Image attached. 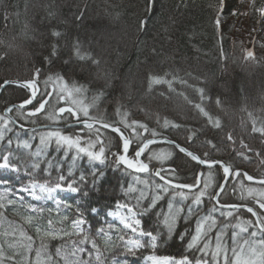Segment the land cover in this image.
<instances>
[{
  "label": "trees",
  "instance_id": "trees-1",
  "mask_svg": "<svg viewBox=\"0 0 264 264\" xmlns=\"http://www.w3.org/2000/svg\"><path fill=\"white\" fill-rule=\"evenodd\" d=\"M261 6H264V0H155L152 10L148 11V0H0V86L7 80L22 82L33 79L36 69H39L37 84L40 93H43L44 81L50 75L54 78L63 76L70 86L75 82L85 87L87 91L82 98L86 103L91 101L92 96L104 93L96 102V107L90 109V115L100 116L109 123L118 122L121 117L116 114V109L120 108L121 112L128 113V124L137 121L147 126L148 131L145 132L143 128L132 125L136 133H139L136 135L132 127L125 128L117 124L132 140V148L136 149L148 138L164 137L201 158H205L204 154L207 153L208 159L222 161L230 165L233 171L243 170L255 178H264V135L252 132L253 120L257 127L264 126V17L255 10ZM81 13L83 16L78 20ZM217 18L219 26L216 24ZM142 20L147 21L143 30L140 27ZM53 31H59L61 36H53ZM107 31L114 34L119 32L121 41L114 47L116 56L110 52L103 59L96 36ZM129 34L130 47L122 49L124 36L128 38ZM77 41L81 53H90L100 61L99 65H94L90 60L81 61L75 56L73 46ZM88 42H93L95 47H90ZM53 45L56 46L55 56L52 55ZM247 51L254 52V59H245ZM45 57L51 62L45 60ZM115 60L120 62L117 66L112 64ZM109 73L112 79L106 78ZM150 75L173 81V90L167 84H152L149 88ZM181 80L187 81V84L180 83ZM199 88L204 89L203 98L197 91ZM47 90H52L51 84ZM40 93L37 101L41 98ZM27 98L26 91L12 86L5 87L0 93V115H3L7 106L21 103ZM37 101L27 110L13 109L10 115L17 123L28 127L49 123L45 119L46 113L27 120L20 115L38 106ZM197 104L208 112L211 120L195 107ZM65 105L64 102L57 104L52 101L46 106V111L53 106L58 108ZM32 119L37 120L36 125L31 124ZM165 119L171 122L167 127L163 123ZM216 119L220 121V127L213 123ZM72 121L73 118L67 113L60 119V123ZM173 124L179 127H173ZM12 127L13 132L6 133L5 141L0 142V151L8 148L7 139H12L11 149L15 155L27 161L28 150L16 146L17 133L20 139H29L25 136L32 134ZM97 129L73 128L62 131L84 137V141L90 137L95 140L96 134L103 136L101 139L108 145V159L103 165L89 161L82 155L74 161V152L65 155L63 150L56 151L54 146L48 149L46 159L58 163L65 175L70 169L77 176L80 173L88 175L89 179L92 172L99 170L104 173L98 178L91 194L88 189L79 194L58 193L56 200L61 201L59 214L54 200L34 202L25 193L17 191L32 178L41 182L47 179L42 171L45 164L32 177L23 169L15 172L10 169L0 170V193L9 189L6 193L9 198L23 196L24 207L20 204L15 209L8 206L5 214L9 220L23 223L21 216L28 214L26 206L33 205L44 210L42 221L49 218L59 220L67 215L69 222L63 226L70 228V220L75 218L79 206L87 221L83 227L90 235H94L101 227L109 231V225H112L110 235L115 240L117 231L127 236L132 233L110 219L108 213L115 209L117 202L134 204V196L141 189L150 197L151 188L139 181L148 180L149 185L160 183L153 172L159 168L157 166L166 170L162 173L166 176H169L167 169H174L178 183H193L198 173L206 174L209 171L173 147L155 144L150 145L149 149L170 150L171 157L163 165H158L149 160L145 153L143 160L148 162L150 172L140 175L128 172L114 163L113 154L121 153L120 140L107 131ZM153 130L158 133L156 137L151 135ZM229 135L232 140L228 139ZM31 142L34 150L38 137ZM99 146L97 144V150ZM12 162L20 161L14 159ZM212 172L214 183L210 192L214 194L224 176L219 167H214ZM56 175L53 168L52 178ZM241 180V176H233L228 181L226 191L220 197L221 203L255 207L253 199L245 193L244 199L241 198ZM244 185L259 188L245 182ZM130 188L137 191L130 192ZM170 196L171 191L157 202L151 212L138 217L145 230L163 233L155 249L146 247L138 250L134 256L125 255L120 249L105 250L104 242L97 237L104 255L114 257L119 264H146L145 257L152 254L177 259L183 255L191 257L194 253L189 252L186 245L194 233L196 217L183 215L172 234L164 232L162 218L158 214L167 211ZM178 201L181 200L176 198L175 203ZM182 203L186 210L191 199ZM212 203L205 199L199 208V215L207 214ZM90 208L97 209V212H88ZM237 215L254 221L249 213L239 211ZM217 220V227L209 233L213 243L223 223H235L232 218L225 221L217 216ZM25 228L35 236L33 228L28 225ZM232 231L230 227L224 237L229 246ZM184 233L189 235L182 241L179 237ZM3 239L0 237V242ZM62 243V240L50 241V250L54 252ZM86 247L90 248V245ZM5 251L7 255L13 254L6 245ZM20 258L16 256L17 261ZM9 262L5 264H12Z\"/></svg>",
  "mask_w": 264,
  "mask_h": 264
},
{
  "label": "snow or ice",
  "instance_id": "snow-or-ice-1",
  "mask_svg": "<svg viewBox=\"0 0 264 264\" xmlns=\"http://www.w3.org/2000/svg\"><path fill=\"white\" fill-rule=\"evenodd\" d=\"M155 0H148V11L152 10ZM223 2V0H221ZM261 17H264V6L255 9ZM83 13L77 17L81 19ZM7 19V15H5ZM219 19L217 18L216 24L219 26ZM147 24L146 20L140 22V27L143 30ZM53 36L59 37L61 33L59 31H53ZM74 54L81 60H90L94 65H99L100 61L94 58L90 53H81L78 41L74 43ZM52 55H56V46L53 45ZM2 58V57H0ZM254 59V52L247 51L245 59ZM49 63L51 62L48 57H45ZM67 63V61H65ZM40 75V70L36 69L33 79L25 81H5L3 86L10 83H15L16 86L28 89L30 95L27 99L23 100L18 106L9 107L6 112H12L13 107L18 110L26 109L27 106L32 105L34 101H37L38 93H40L37 79ZM175 79V78H174ZM173 81L164 79L159 76H149V88L152 84H167L170 90L172 89ZM180 83L187 84V81L181 80ZM52 85V90L48 91V85ZM45 90L40 93L41 98L37 101L38 106L32 108L26 113L21 112L20 115L28 118L37 117L39 114L46 113L45 119L49 123H44L37 127L25 129L24 124H17V121L11 117L0 115V142L5 141L6 133L13 132L12 126H17L19 129L31 132L33 135L29 139H20L19 133H17L16 146L18 149L28 150L27 161L20 160V157L16 156L11 149L13 144L12 139H7L8 148L0 151V169H10L12 171H20L23 169L30 177L34 173L41 170V165L45 164L43 172L48 177L43 182L32 178L30 182L19 187L17 191L19 193H27L35 200L41 199H55L56 194L62 191L71 193H83L85 189H88L91 194L93 188H95L98 178L103 176L104 173L97 170L92 172L91 179L89 176L80 173L78 176L70 169L65 175L61 166L52 161L46 159L48 149L55 147L56 151L63 150L65 155L69 152H74L73 160L75 161L81 155L87 157L89 161L96 162L98 164H105L108 157L106 155V149L108 145L97 136L95 140L89 139L84 141L79 135L66 134L61 130L59 125L60 119L63 114L67 113L77 123H82L83 126L89 130H92L95 124H100L104 129H110L111 132L118 134L119 139L122 141V154H113L116 165H123L127 169H131L136 173H149V164L144 162L141 156L149 148L150 145L156 143L155 139H147L135 151V158L130 159L128 156L132 140L125 136L120 126L125 128L135 125L139 128H143L145 132L148 131L147 126L143 123L132 121L131 124L126 122L127 112H121L120 108L116 109V114L121 117L120 121L109 123L103 120L100 116L90 115V109L96 107V102L104 94L100 92L97 95L92 96L90 102H85L82 98L83 94L87 91L84 86L77 85L75 82L69 85L68 81L63 76H49L45 81ZM2 87V86H0ZM197 91L201 97L204 96V89L199 88ZM181 95H183L181 93ZM186 98V97H185ZM52 101L57 104L64 102L67 107H55L46 111V106ZM219 104V99H217ZM197 109L210 120L212 119L208 112L200 105H195ZM251 116V113H249ZM66 119V117H64ZM164 126L167 127L171 122L167 119L164 120ZM216 127H220V121L216 119L213 121ZM31 124L36 125L37 120L32 119ZM72 125L69 124L68 127ZM173 127H179L173 124ZM97 131H99L97 129ZM132 132L136 135V128L132 127ZM252 132L260 133L264 135V126L257 127L256 121H252ZM152 137H156L158 133L153 130ZM38 137V144L33 150V144L31 141L36 140ZM191 140V136L188 137ZM229 140H232L231 135L228 136ZM168 143H174L168 141ZM208 143H211L210 141ZM97 144L99 148L97 150ZM110 144V141H109ZM181 153H185L191 160L196 161L200 165H204L208 168V172L198 173L194 178L193 183H178L176 182L175 170L167 169L169 176L164 173V168L155 170L154 175L159 178L160 183H154L149 185L148 180L139 181L152 190V195L149 197L145 194V190H139V194L134 196L135 203L130 204L128 202H117L116 211L110 212L109 215L119 217L120 223L124 229H129L132 233L131 236L116 232V239L113 240L110 232L113 230V226L109 225V231H106L101 227L94 235H90L83 227L87 221L84 218V213L80 211L79 206L76 209L75 218L70 220V229L64 227L65 222H69L67 215L62 219L53 220L51 218L46 221L41 220L43 209L36 208L33 205H27L26 211L28 214L21 216L23 223H17L14 220H9L6 216V210L8 206H12L15 209L17 204L23 205V196L19 195L15 199L9 198L6 193L9 189H4L3 193H0V237H3V242H0V264H5L6 261L12 262V264H119L118 260L114 257H106L104 251H102L97 237L104 242V249H120L122 254L135 255L138 250L146 247L155 249L158 245L160 235L152 230H145L142 227V220L138 217L143 216L146 213L151 212L156 206L157 202L162 200L165 195H168L171 191L169 203L167 205V211L158 214L162 218V226L164 232L172 234L174 229L178 226L179 221L183 218V215L196 217L194 233L191 234L190 240H188L186 248L189 252L194 253L191 257L189 255H183L180 259L172 256H156L155 254L145 257V259L153 262V264H264V215L260 213L256 208L248 206L246 204L236 203H221L220 197L222 193H225V183L230 176L243 177L250 182H255L259 185H264V178L256 179L248 173H241L239 170L232 171L230 165L223 163L222 161L210 160L207 158V153L204 154L205 158L188 151L186 148L181 147L179 144L175 145ZM172 153L167 151L153 152L148 159L156 160L163 164L164 161L171 157ZM20 161L19 163H13V160ZM219 165L223 170V176L225 183H221L218 186V190L213 194L210 192V188L213 187V172L214 166ZM55 168L57 175L53 179L51 176L52 169ZM31 169V171H28ZM202 177H205L203 180ZM241 198L244 199V193H247V197L254 199L255 204L258 205L259 210H264V187H246L244 181L240 182ZM202 184V187H201ZM91 185L92 187H89ZM130 192H136L137 189L130 188ZM180 197L181 203H175L176 198ZM191 199V203L185 207L183 201ZM205 199L213 202L212 207L207 214L200 216L199 208L204 203ZM145 201L147 204L145 206ZM57 214H59V208L61 201L56 200ZM245 208L248 213L251 214L252 219H244L237 215L241 208ZM126 210V214H121L119 210ZM90 213L97 212V209L90 208L87 210ZM219 214L225 221H229V218L235 220V223L225 222L220 226V231L215 236V243L213 238L209 236V233L217 227L218 220L215 214ZM25 225L34 229L35 236L29 234ZM57 225H60L59 227ZM232 228L231 246L224 240L226 231ZM253 229L252 231H249ZM247 234V235H245ZM189 234L184 233L180 235V239L183 241ZM146 238V239H145ZM52 240H62L63 243L58 245L54 252L50 250L49 242ZM5 245L8 249L13 251L12 255H7L5 251ZM90 245V248L86 246ZM202 245V246H201ZM22 250V251H21ZM195 253H198L195 254ZM16 256H20V260H16ZM85 256L87 258H85Z\"/></svg>",
  "mask_w": 264,
  "mask_h": 264
},
{
  "label": "rangeland",
  "instance_id": "rangeland-1",
  "mask_svg": "<svg viewBox=\"0 0 264 264\" xmlns=\"http://www.w3.org/2000/svg\"><path fill=\"white\" fill-rule=\"evenodd\" d=\"M100 33H102V34H100V36H98V34H97V39H99V49H101V51H99V53L100 54H102L101 55V57L104 59V56L106 55V56H109V54H110V52H113V55L114 56H116V53H115V46L117 45V44H119L120 43V41H121V35H119V32H117V33H112L111 31H107V32H100ZM130 36H131V34H129V36H128V38H127V36H124L125 38H124V44H122V49L123 48H125V46L126 47H130V43L128 42V39L130 38ZM89 43V46L90 47H95V46H93V45H95V44H93V42L91 43V42H88ZM94 52H95V50H94ZM97 52V51H96ZM102 61V60H101ZM104 62L106 63L107 61H105L104 60ZM120 62H119V60L118 61H114V63H112L114 66H117L118 64H119ZM112 65V66H113ZM113 66V67H114ZM111 75L112 74H107L106 75V78H111L112 79V77H111ZM124 81H126V82H128V80H124ZM67 106V105H66ZM29 134H32V133H29ZM33 135V134H32ZM32 135H28V136H25V137H30V136H32ZM90 136H92L91 134H90ZM96 136H99L98 134H96ZM101 137H103V136H101L100 135V138ZM83 138V140H85V138L84 137H82ZM90 138H92V137H90ZM89 138V139H90ZM120 151H121V153L120 154H122V141L120 140ZM171 147V146H170ZM137 150V148L135 149L134 147L132 148V145H131V147H130V150H129V153H128V156H129V158L130 159H132V158H135V151ZM167 151V152H170V150H166V149H161V148H154V149H147L146 151H145V153H147L148 154V157L153 153V152H160V151ZM145 153L143 154V155H145ZM143 155L141 156V159L143 160ZM168 160V159H167ZM166 160V161H167ZM144 161V160H143ZM166 161H164V162H166ZM145 162V161H144ZM153 162L154 163H157L158 165H163L164 164V162H163V164H161L159 161H156V160H154L153 159ZM146 163H148V162H146ZM157 167H159V168H161L160 166H157ZM0 170H8V169H0ZM154 172V171H153ZM260 188V187H259ZM59 193H64V194H72L71 192H67V191H62V192H59ZM26 194V197L29 199V200H31V201H43V202H46V201H51V200H54L53 202H56L55 200L57 199L56 197H57V194H56V196H55V199H41V200H35V199H33L29 194H27V193H25ZM245 195H247V193L245 192ZM177 199H180V197H177ZM253 199V198H252ZM253 201H254V199H253ZM179 203H181V201H178ZM177 202V204H179ZM254 203H255V201H254ZM254 208H256V209H258V205H256L255 204V207ZM117 209H116V207H115V209L113 210V211H116ZM113 211H110V212H113ZM120 212H121V214H126V210H124V209H121V210H119ZM240 211V210H239ZM109 212V213H110ZM109 213H108V216H109V218L110 219H112V220H114L115 222H117L120 226H122L123 227V225L120 223V220H119V217H117V216H111V215H109ZM261 213V212H260ZM215 215H217V216H219V214L217 213V214H215ZM220 217V216H219ZM70 229V228H69ZM126 230H128V231H130L129 229H126ZM253 229H250L249 231H252ZM131 232V231H130ZM246 235V234H245ZM144 262L146 263V264H153V262H151V261H149V260H147V259H144ZM10 263V262H9ZM8 264V263H7Z\"/></svg>",
  "mask_w": 264,
  "mask_h": 264
},
{
  "label": "bare ground",
  "instance_id": "bare-ground-1",
  "mask_svg": "<svg viewBox=\"0 0 264 264\" xmlns=\"http://www.w3.org/2000/svg\"><path fill=\"white\" fill-rule=\"evenodd\" d=\"M7 81H11V82H16V81H13V80H7ZM4 85V82H3V84L1 85L2 87H0V93L2 92V90L5 88V87H8V86H12V87H16V88H19V89H22V90H24V91H26L27 92V94H28V97H29V92L26 90V89H23V88H20V87H18V86H16V85H13V84H8V85H6V86H3ZM38 95H39V93H38ZM38 97V96H37ZM35 102V101H34ZM34 102H33V104H34ZM20 103H15V104H11V105H9V106H7V108L6 109H8L9 107H12V106H18ZM32 104V105H33ZM32 105H29L26 109H23V110H27L28 108H30ZM61 107H67L66 105L65 106H61ZM5 109V110H6ZM13 109H17L18 110V108H16V107H13ZM12 109V110H13ZM5 110H4V112H5ZM3 112V115L4 116H7V117H11L12 118V116L10 115V113H7V114H5ZM73 123H76V121L73 119V121L72 122H69V123H59V125H57L58 127H60L61 128V130H67V129H73V128H85L84 126H76V127H73V126H71V127H63L62 125H66V124H73ZM17 124H19V123H17ZM40 126V125H39ZM39 126H33V127H39ZM62 126V127H61ZM15 128H17L19 131H21V132H24V133H31V132H26V131H23V130H21V129H19L17 126H14ZM24 127H26V128H32V127H28V126H24ZM94 128H98V129H101V130H103V131H107V133L109 132V133H111V134H113V135H115L118 139H119V136H117L115 133H113V132H111V131H109V130H107V129H104V128H100V127H97V126H94ZM125 134V133H124ZM125 136H127L126 134H125ZM148 139H151V138H148ZM120 140V139H119ZM147 140V139H146ZM145 141V140H144ZM143 141V142H144ZM142 142V143H143ZM141 143V144H142ZM133 144V143H132ZM131 144V145H132ZM140 144V145H141ZM156 143H154V144H152V145H155ZM139 145V146H140ZM162 145H164V144H162ZM166 146H168V145H166ZM131 147V146H130ZM172 147V146H171ZM138 148V147H137ZM174 148V147H173ZM175 150H177L176 148H174ZM178 152H180L179 150H177ZM181 153V152H180ZM183 154V153H182ZM183 155H185V154H183ZM186 156V155H185ZM188 157V156H187ZM190 158V157H189ZM141 159V158H140ZM196 163V162H195ZM120 167L121 168H123L124 170H126V171H128V172H131V171H129L128 169H126L125 167H123L122 165H120ZM150 168V167H149ZM157 169H159V168H156V170ZM205 169V168H204ZM155 172V171H154ZM131 173H134V172H131ZM135 174H138V173H135ZM142 174H144V173H142ZM158 178V177H157ZM224 178V177H223ZM159 179V178H158ZM223 180V179H222ZM227 185V184H226ZM226 187V186H225ZM260 187H263V186H260ZM218 189V188H217ZM241 205H244V204H241ZM258 210V209H257ZM259 211V210H258ZM244 212V211H243ZM246 213H248V212H246Z\"/></svg>",
  "mask_w": 264,
  "mask_h": 264
},
{
  "label": "water",
  "instance_id": "water-1",
  "mask_svg": "<svg viewBox=\"0 0 264 264\" xmlns=\"http://www.w3.org/2000/svg\"><path fill=\"white\" fill-rule=\"evenodd\" d=\"M10 84H13V85H16L15 83H10ZM21 88V87H20ZM23 89H25V88H23ZM28 92H29V90L28 89H26ZM29 94H30V92H29ZM28 107V106H27ZM7 110V109H6ZM6 110H5V114H7L8 112H6ZM68 125L69 124H66V125H62L63 127H68ZM73 127H76V126H83V124L82 123H73V124H71ZM61 126V127H62ZM95 126H97V127H100V128H103L100 124H95ZM37 128H39V127H37ZM25 129H30V128H26L25 127ZM107 130H109V131H111L110 129H107ZM116 134V133H115ZM117 136H118V134H116ZM151 139H155L157 142H156V144H164V145H168V146H172V147H174V148H176L175 147V145L177 144L176 142H174V141H172V140H169V139H167V138H164V137H156V138H151ZM168 141H172V142H174V143H168ZM181 147H183V146H181ZM185 148V147H184ZM177 150H179L178 148H176ZM188 150V149H187ZM188 151H190V150H188ZM183 154H185V153H183ZM186 155V154H185ZM187 156V155H186ZM194 162H196V161H194ZM196 164L199 166V167H201V168H205V169H208L206 166H204V165H200V164H198L197 162H196ZM123 166V165H122ZM124 167V166H123ZM214 167H219L220 168V166L219 165H216V166H214ZM213 167V168H214ZM127 169V168H126ZM222 169V168H221ZM129 171H131V172H134V173H136L135 171H133V170H131V169H128ZM233 171V170H232ZM236 171V170H235ZM235 171H233V172H235ZM241 173H245V171H243V170H239ZM138 174H142V173H138ZM231 177L232 176H230L229 177V179H228V181L231 179ZM241 177H242V179H243V181L246 183V184H248V185H254V186H263L264 187V185H259V184H256L255 182H250V181H247L244 177H243V175H241ZM256 179H259V178H256ZM228 181L225 183V181H224V178H223V180L221 181V183H225V186H226V184L228 183ZM220 183V184H221ZM218 190V189H217ZM216 190V191H217ZM249 206V205H248ZM259 210V209H258ZM240 211H244V212H247L246 211V209L245 208H241L240 209ZM260 212H261V214H263L264 215V210H259ZM250 214V213H249ZM254 218V217H253ZM254 220H255V218H254Z\"/></svg>",
  "mask_w": 264,
  "mask_h": 264
}]
</instances>
